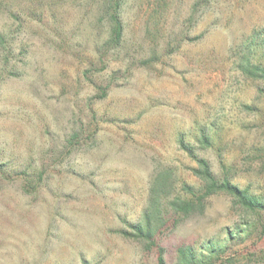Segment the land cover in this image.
<instances>
[{"label": "rangeland", "instance_id": "1", "mask_svg": "<svg viewBox=\"0 0 264 264\" xmlns=\"http://www.w3.org/2000/svg\"><path fill=\"white\" fill-rule=\"evenodd\" d=\"M121 20L113 46L96 0H0V264H264V0ZM199 157L258 205H199Z\"/></svg>", "mask_w": 264, "mask_h": 264}, {"label": "trees", "instance_id": "2", "mask_svg": "<svg viewBox=\"0 0 264 264\" xmlns=\"http://www.w3.org/2000/svg\"><path fill=\"white\" fill-rule=\"evenodd\" d=\"M99 4L100 11L107 17V22L109 25V38L106 39V42L113 43V46H119L122 42V36H123V24L121 20V10H122V0H96ZM89 77V76H88ZM91 79V78H89ZM100 85V84H97ZM109 83H106L105 86L100 87L99 90L105 92V89L108 87ZM198 162V168H196L194 171L200 178L202 179L203 183H201L200 186V193L198 196L194 194L192 191V188L190 186L186 185V188L191 190V194L196 196V202L199 205L203 204V198L217 192L219 190H226L234 195L237 196L238 200L249 207H254L258 205L257 199L252 196L251 194H248L244 190H240L236 188L234 185L230 184L227 179H220L217 177L210 169L207 160H205L202 157H199L196 159ZM195 202V203H196ZM195 203L192 199L184 197L181 199H176L170 201L171 206L181 211L182 213H187L188 211L192 210L195 207ZM150 225L144 224L137 225V230L139 233H141L143 236L150 237L151 230L149 228ZM144 230V232H143ZM178 251V258L180 263L182 264H189L191 262L196 261L195 256L192 254H189L188 249H184L182 247L177 249ZM157 264H167L166 260L163 257V254L161 253V250L159 251L157 255Z\"/></svg>", "mask_w": 264, "mask_h": 264}]
</instances>
